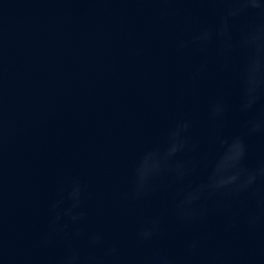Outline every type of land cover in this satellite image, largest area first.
<instances>
[{"label": "water", "instance_id": "water-1", "mask_svg": "<svg viewBox=\"0 0 264 264\" xmlns=\"http://www.w3.org/2000/svg\"><path fill=\"white\" fill-rule=\"evenodd\" d=\"M245 4L0 0V264H264Z\"/></svg>", "mask_w": 264, "mask_h": 264}, {"label": "clouds", "instance_id": "clouds-1", "mask_svg": "<svg viewBox=\"0 0 264 264\" xmlns=\"http://www.w3.org/2000/svg\"><path fill=\"white\" fill-rule=\"evenodd\" d=\"M242 6H247V7H251V8H254V9H257L259 10L260 12L264 13V0H246V4L245 5H242ZM230 14H235L234 12H231ZM208 38V34L207 33H204L201 37H198V39H207ZM253 40H258L259 37L258 36H253L252 37ZM257 49H258V52L260 51V45L258 44L257 45ZM259 68V59H257L254 64L252 65V73L254 74L256 72V70ZM257 83L258 81H256V79L254 78V75H253V91L255 90L256 86H257ZM254 177H249V183L252 182ZM235 178H230V179H223L219 182H217V184L215 185L216 187H222L228 183H230L232 180H234ZM72 196L73 198H75L76 196H78V189L75 190L73 193H72ZM192 197H190L191 199ZM73 219H77V217H73ZM141 235L145 238H147L150 233L148 232H144V233H141ZM99 237H93L92 240L93 242H95L96 240H98Z\"/></svg>", "mask_w": 264, "mask_h": 264}]
</instances>
